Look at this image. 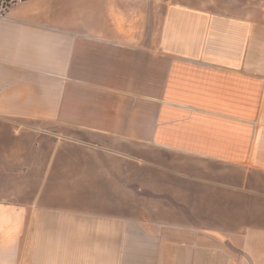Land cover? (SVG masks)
Segmentation results:
<instances>
[{
    "label": "crops",
    "instance_id": "crops-1",
    "mask_svg": "<svg viewBox=\"0 0 264 264\" xmlns=\"http://www.w3.org/2000/svg\"><path fill=\"white\" fill-rule=\"evenodd\" d=\"M31 2L0 13L25 129L0 130V264H264V0Z\"/></svg>",
    "mask_w": 264,
    "mask_h": 264
},
{
    "label": "rangeland",
    "instance_id": "rangeland-1",
    "mask_svg": "<svg viewBox=\"0 0 264 264\" xmlns=\"http://www.w3.org/2000/svg\"><path fill=\"white\" fill-rule=\"evenodd\" d=\"M22 1H24V0H16V2H14L13 4H11L9 7H0V13H5L10 7H12L14 4H16V3H18V2H22ZM218 5L219 4H224V5H226V6H230V2L231 1H233V0H214ZM237 1H242V2H247V0H237ZM34 2H41V0H33V2H31V3H34ZM227 7V8H228ZM239 12H241L240 10H238ZM239 12H233V13H239ZM18 120H20V121H22V122H24V123H26V124H34V123H32V122H29V121H27V120H25V119H20V118H17ZM1 122V121H0ZM2 123V122H1ZM4 123V122H3ZM46 127H51L52 129H54V130H57V129H62L61 128V126L59 127V126H56V125H54V124H46L45 125ZM25 130L24 128H19L18 126H14V125H12V124H10V123H4V126L2 125V126H0V130H10V131H16V130ZM260 182H264V175H258V178H257ZM264 186V185H263ZM261 188H263L262 190H264V187H261ZM248 221V220H247ZM256 221V223L257 224H264V220H255Z\"/></svg>",
    "mask_w": 264,
    "mask_h": 264
},
{
    "label": "trees",
    "instance_id": "trees-1",
    "mask_svg": "<svg viewBox=\"0 0 264 264\" xmlns=\"http://www.w3.org/2000/svg\"><path fill=\"white\" fill-rule=\"evenodd\" d=\"M14 2H16V0H0V7H9Z\"/></svg>",
    "mask_w": 264,
    "mask_h": 264
}]
</instances>
